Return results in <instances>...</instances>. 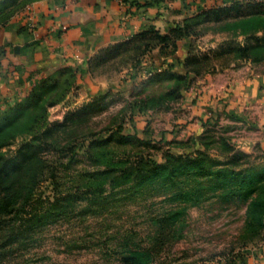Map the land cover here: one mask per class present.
<instances>
[{"label":"rangeland","instance_id":"374dc122","mask_svg":"<svg viewBox=\"0 0 264 264\" xmlns=\"http://www.w3.org/2000/svg\"><path fill=\"white\" fill-rule=\"evenodd\" d=\"M20 8H1L0 26ZM195 22L191 88L241 64L251 39L264 74V6ZM137 50L110 59L103 83L100 64L92 77L68 70L3 105L0 264H247L264 248V143H242L239 120L194 127L199 96L136 63ZM30 191L43 199L33 210Z\"/></svg>","mask_w":264,"mask_h":264},{"label":"crops","instance_id":"0c3cea01","mask_svg":"<svg viewBox=\"0 0 264 264\" xmlns=\"http://www.w3.org/2000/svg\"><path fill=\"white\" fill-rule=\"evenodd\" d=\"M223 1V0H222ZM233 3L237 0H224ZM216 0H0V9L16 4L18 15L0 26V112L11 96L26 95L61 72L107 80L103 68L124 47L154 34L172 36L192 23ZM221 2V1H220ZM191 35L163 47L152 45L141 63L164 75L192 77L187 63L198 51ZM149 69V70H150ZM148 70V71H149ZM187 100L199 96L194 127L219 119L239 120L251 149L264 143V74L252 60L213 68L200 77ZM101 91V90H100ZM103 91V90H102ZM22 95V96H23ZM257 255V256H256ZM247 264H264V248Z\"/></svg>","mask_w":264,"mask_h":264},{"label":"trees","instance_id":"16d2710c","mask_svg":"<svg viewBox=\"0 0 264 264\" xmlns=\"http://www.w3.org/2000/svg\"><path fill=\"white\" fill-rule=\"evenodd\" d=\"M129 1V0H127ZM221 1V2H220ZM247 6H264V1L258 3V2H247L245 3ZM244 3H241L240 1H236L233 3H226L224 0H216V2L212 5V7L209 8H204L200 11L199 17H208V16H213V15H218L220 13H223L225 11H228L230 9H238L241 7H245ZM197 18V19H198ZM196 19V20H197ZM196 20H194L192 23H187L185 26L182 27H178L176 30H174L172 36H160L158 34H154L148 38H145V36H142L139 41L135 42L134 44H130V46H126L122 49L121 52H123L124 50L127 49H136L138 48V54L136 55V63H139L140 61H142V57L145 54V52L147 51L148 48H150V46L152 45H157V44H163V47H169V45H174L176 44L177 40L179 39H186L188 37H190L191 35L197 36L199 37V32H198V24H196ZM254 40H248L246 41V43L242 46L240 52L243 53V55L241 56V60H252V53L254 47L258 46V48H262V39L261 38H257L256 42ZM254 44H256V46H253ZM121 52H119L118 54H120ZM117 54V55H118ZM198 52L188 61L187 65L190 68V71L193 73L192 77H180V76H176L178 78L181 79H185L186 80V85H184V90L186 89H190L192 86V80L194 79V77L199 76L200 71L198 70L197 64L198 62H202L199 58ZM230 66V65H228ZM227 67V66H225ZM216 68V67H213ZM212 67L207 70L206 72L210 71L213 69ZM205 72V73H206ZM201 76V75H200ZM52 81L51 80H46L44 82H42L41 85H46L48 82ZM6 192V187L0 186V215H5L6 212H8V207H9V203L8 202V195L5 194ZM36 192L35 191H30V193L25 197V203L26 206H28L29 208H31V210L35 209L38 205H40L42 203V198H37L35 195ZM24 215H31L32 213H30L29 211H27L26 209L23 211ZM1 222V219H0ZM0 248H2V246H0Z\"/></svg>","mask_w":264,"mask_h":264},{"label":"built area","instance_id":"2783aa9c","mask_svg":"<svg viewBox=\"0 0 264 264\" xmlns=\"http://www.w3.org/2000/svg\"><path fill=\"white\" fill-rule=\"evenodd\" d=\"M237 1H240L241 3H244V2H261V1H264V0H237Z\"/></svg>","mask_w":264,"mask_h":264}]
</instances>
